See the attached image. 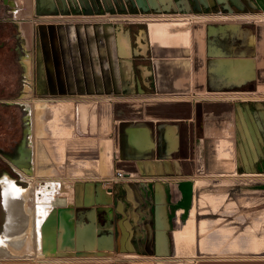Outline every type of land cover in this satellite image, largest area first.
Returning a JSON list of instances; mask_svg holds the SVG:
<instances>
[{
    "label": "crops",
    "instance_id": "0c3cea01",
    "mask_svg": "<svg viewBox=\"0 0 264 264\" xmlns=\"http://www.w3.org/2000/svg\"><path fill=\"white\" fill-rule=\"evenodd\" d=\"M190 1L191 4L186 0L180 9L221 13L198 30L191 29L196 36L194 42L192 34L188 44L159 42L191 52L178 62L181 76L192 74V81L182 80L175 86L171 79L159 76L153 84L155 91L149 92L145 91L151 71L147 66L139 64L136 69L131 60L128 73L132 71V76L126 80L120 68L117 88L120 94L127 95L116 99H132L133 103L138 100L143 106H139L134 116L114 121L111 174L74 184L70 205L75 233L70 255L82 259L84 264L184 262L173 258L175 231L182 228L191 208L197 204L195 176L213 167L204 161V141L210 137L206 133L208 126L220 129L230 120L233 131L238 127L244 140L240 143L241 152L240 137L235 139V164L243 173L264 174V102H239L234 98L245 95L231 96L254 92L260 97L263 92L264 22L259 23L258 17L264 15V0ZM246 10L252 17L245 22L237 23L222 16L223 12ZM138 33L135 52H145L146 48L141 50L142 32ZM178 89L182 90L179 92L182 96L169 95L177 94ZM146 98L149 100L143 102ZM117 169L125 174L117 181L115 194L111 196L105 190L115 183L109 177ZM198 213L202 212H196V216ZM195 248L197 254L200 252L193 258L195 264H264V254L211 255L201 252L196 244Z\"/></svg>",
    "mask_w": 264,
    "mask_h": 264
},
{
    "label": "rangeland",
    "instance_id": "374dc122",
    "mask_svg": "<svg viewBox=\"0 0 264 264\" xmlns=\"http://www.w3.org/2000/svg\"><path fill=\"white\" fill-rule=\"evenodd\" d=\"M16 1L21 7L19 9L24 10L22 0ZM52 1L54 6L47 0H33L34 5L30 10L32 14L27 10H19V15H15L11 11L9 4H6L4 0H0V176L8 174L16 179L18 183L25 184V181L20 179L22 178L21 168L12 163L2 152V150L11 147L20 138L23 121L27 123L29 128L27 140L31 147L32 160L31 166L26 170L22 169V171L34 174L37 166H57L56 164L60 160L58 158L56 160L53 159V161L49 159L44 141H49V144L55 145L59 137L55 136V140V137L50 133L43 134V137L37 135L32 111L28 108L27 111L24 109L26 104H32L35 98L52 102L65 100L67 108L64 109L63 113L70 111L65 117L67 118L69 115L67 121L72 125L73 132L71 133L72 135L65 138L66 140L64 139V142H66L64 143V154L66 155L64 157L66 158H63L62 161L64 165L61 163L63 166L60 169L58 168L57 174L49 176L44 173L35 174L34 179L43 181L44 178H58L61 181V186L66 191H69L71 197L73 188H75L74 184L79 185L80 183L105 178L111 174V170L108 171L106 168L101 170L99 164L97 165L101 143L110 138V144L113 149V138L116 134L115 119L132 117L137 114L140 106L138 100L133 103L132 99H116L124 98L127 95L120 94L121 92L117 88L120 68L122 77L126 80L127 77L132 76V71L128 73V70H131V60L136 69L139 64L147 66L151 71L148 75L149 78L146 79L148 84L146 83L145 85V91L149 92L155 91L153 84L154 82L157 83L159 76L166 80L171 79L175 86H179L177 84L182 80L189 79V81H192V74L189 77H186L185 74H183L185 77L181 76V64L178 62H181L180 59L190 56L191 52H185L181 47L171 48L161 45L152 36L150 23L180 20L184 25L190 26L194 32L202 27L204 23L216 20L215 16H218L221 12L217 11L214 12L216 14L212 15V12L202 14L192 9L166 8L163 6L164 0H156L155 4L150 2L152 0H88V4H85L84 0ZM22 12L30 13L21 14ZM223 13L222 16L230 17V20L237 21V23L248 21L252 17V13L248 10ZM258 18H264V15ZM25 22L32 25L30 38L24 36L20 30L21 28L19 29V24L21 25ZM261 22H264V20L259 21V23ZM120 30L128 32L133 48V53L130 54V57H126L118 50L116 38ZM140 31L144 42V47L141 50L146 48L145 52H135V34ZM194 34H192V42L196 38ZM28 53H31L33 60V73L29 74L31 77H28L25 72L27 66L22 62L23 55ZM50 60L52 64L48 65L47 61ZM185 68L186 66L183 69ZM158 90L162 91L161 88ZM261 90L264 92V88H261ZM176 91L178 92L177 94L169 95H183L179 93L182 90L178 89ZM263 92L260 96L261 99H264ZM250 93L252 95L255 94L254 92ZM250 93H231V96H248ZM258 94L256 95L257 97H259ZM110 97L113 98L110 99ZM148 100L149 98H146L142 101L147 102ZM234 100L249 102V100L241 98H234ZM78 103H85L88 108V119L85 128H82L78 120L75 121L77 113L74 108ZM141 106H143V103H141ZM108 113V124L102 128V117L104 114L108 115ZM93 114L94 120H92ZM229 122L231 121L226 120V123L224 122L220 129L215 126H208L206 129V133L210 137L205 138L204 141V161L207 165L211 164L213 167L205 168L201 174L195 176L194 198L198 196L201 190L215 191L221 188L223 191L226 190L228 200H235L237 206H233L236 213L235 210L233 211L234 207L232 206L231 213H233L231 215L219 214V210L198 213L196 217L200 219L224 216L225 219L221 220L220 224L228 221L227 224H236L238 226L236 230L242 229V226L249 224L250 221V224H252L254 220H256L254 223L257 220L258 222L261 220L259 222L261 223L259 224L260 229L259 227L257 228L260 233L262 229L264 230V174L243 173L241 172L242 170L233 167L235 154L227 155L214 150L213 140L222 134ZM218 127H220L219 124ZM237 136H235V139ZM49 139H52L51 143ZM34 147L36 148L35 155L37 157L38 153L39 158L36 163L33 162ZM224 155L227 156L225 157ZM80 158L81 160H87V162L89 159L92 160L87 165L82 163L83 167L81 168L80 163L77 162ZM69 161H71V164L72 161L76 162L77 166L75 163L71 165ZM65 162L67 164L69 162L70 168L74 165L72 169L68 167L71 172L66 169ZM198 179L206 184L204 183L197 188L196 181ZM224 205H221V207H224ZM242 212L246 213V215L244 214V216ZM257 213L263 215L259 218ZM234 215L236 217L243 215L244 220L240 222V219L237 220L235 218L237 222L233 221ZM4 218L5 212L0 204V230ZM72 220L75 223L74 216ZM72 251L73 249H69L66 252L59 253L56 250L48 256L6 258L2 259V261L4 264H84L82 259L71 258L73 257L70 255ZM183 251H180V254L175 249L173 251V258L184 261L181 264H189L195 261V259L193 260L195 255L200 254V252L197 254L195 247L192 250L191 248H186ZM192 251L193 253H191ZM218 254L222 253L211 255ZM247 254H264V252ZM211 255L210 257H212Z\"/></svg>",
    "mask_w": 264,
    "mask_h": 264
},
{
    "label": "bare ground",
    "instance_id": "6f19581e",
    "mask_svg": "<svg viewBox=\"0 0 264 264\" xmlns=\"http://www.w3.org/2000/svg\"><path fill=\"white\" fill-rule=\"evenodd\" d=\"M4 1L10 4L9 7H11V11L14 12L15 15H19V10H21L19 8L21 7L18 5L16 0ZM47 1H49L51 5L54 6L52 0ZM22 3V5H24V10L21 11H30L32 6L34 5L33 0H22ZM30 12H22L21 14H28ZM150 25L152 36L160 41L163 45L175 44L179 41L187 44L190 42L192 34L191 27L187 26V24L184 25V23L180 20H171L167 22L155 21L154 23L151 22ZM19 29L23 32L24 36H26L27 38L31 37L32 25L30 23L27 24L25 22L21 25L19 24ZM116 39L119 52L126 56L130 55L133 51V48L129 40L128 32L126 30H120ZM24 61L26 63V66L28 65L26 67L27 72L29 74H32L33 60L31 53L25 55ZM47 63L48 65H51L52 61H47ZM66 105L67 103L65 100L52 102L41 100L38 98H35L32 104H26V107L30 111H32V118L34 119L33 122L37 130L36 134L40 137H43V134L50 133L54 137H59L55 145L49 144V141L46 140L44 141L45 143H43L45 144V147L48 151L49 159L53 161V159L56 160L58 158V160L60 161L58 164H56L57 166H37V168H35L34 170V174H32L31 172L26 173L21 169L22 178L20 179H23L25 181V184L18 183L16 179L8 174H3L0 176V195L5 212L4 225L0 230V264H4L2 259L6 258H25L29 256L38 257L40 255L48 256L53 251L57 250L59 253L66 252L74 246L75 224L72 220L73 207L69 204V202L71 203L72 200L69 195V191H66L65 188L61 186V181L58 178H44L43 181L34 179L35 174L39 175L44 173L48 176L57 174L58 168L60 169L64 165L62 162L63 158H66L64 157V143H66L64 142V139L72 135L71 133L73 132L72 125L67 121L69 115L67 118L65 117V115L69 114L68 112L70 111L67 110V113H63L64 109L67 108ZM74 109H76L77 113V116L76 114H74L76 116L75 121L78 120V122H80V124H82L84 128V125L88 119V108L86 104L78 103ZM108 116L109 113L108 115L104 114V116L102 117V128L107 126L109 121ZM94 118L95 117L93 114L92 120H94ZM72 122L75 123L74 121ZM103 130L105 131V129ZM212 132L214 133V131ZM104 139L106 138L104 137ZM49 140L51 143L52 139ZM213 141L214 149L216 151L227 155L235 154V132L233 131V125L231 123H228V125L225 126V130L222 132V134L218 137H215V140ZM101 144L102 145L100 147V155L97 159V165L99 164L101 170L106 168L109 171V168L111 167L110 165L112 151L110 138L104 140ZM35 153L36 148L34 147V163L38 162L39 160L38 153L37 157ZM90 160L92 159H89V161ZM73 161L72 164L75 163L76 165V162ZM69 162L71 164V161ZM69 162L68 164L65 162V166H67L66 169L71 172L70 169H72L74 165L72 166V168H70L71 166L69 165ZM77 162L80 163L81 168L83 167L82 163H86V165L88 163L87 160H81V158L77 160ZM235 163L236 162L234 160L233 164ZM204 183V181L198 179L196 181L197 188H199L198 186H201ZM216 190H201L196 201L199 208L197 209V204L193 206L190 210L189 217L187 218L184 225L181 226L182 228L175 231L177 253L180 254L179 252L183 251V249L186 248H191L192 250L195 247V244L198 246L201 252L211 254L237 252L247 254L264 252V230L262 229L263 231L261 230L260 233L257 231L259 224H261L259 223L261 222V220H259V222L257 220V222L255 223L254 221L256 220H254L252 224H250V221L249 224L242 226V229L240 228V230H236V228L238 227L236 224H227V220V222H223V224H220V222H222L221 220L225 219L224 216L200 218L196 220V212L207 213L220 210L219 213L222 215H231L233 213H231V211L232 206L236 205L235 200L227 199V193L225 192L226 190L223 191L221 190V188L218 191ZM223 204H225L224 207H221V205ZM235 207L233 211L235 210ZM196 209L199 211H196ZM244 214L246 215V213H243V215ZM243 215H239L237 217L234 215L235 217L233 221L237 222V220L239 219L240 222L243 221L245 216ZM261 215H259L258 217L260 218ZM196 234H198V236H196ZM191 253H193V251ZM189 264H195V262L192 261Z\"/></svg>",
    "mask_w": 264,
    "mask_h": 264
},
{
    "label": "flooded vegetation",
    "instance_id": "af4514ba",
    "mask_svg": "<svg viewBox=\"0 0 264 264\" xmlns=\"http://www.w3.org/2000/svg\"><path fill=\"white\" fill-rule=\"evenodd\" d=\"M159 1V0H158ZM190 4H191V1L190 0H187ZM49 2V1H48ZM85 4H88L89 1L88 0H84ZM152 4H155V2H157L156 0H152L150 1ZM186 2V0H164L163 1V6L166 7V8H170V7H177V8H180L184 3ZM6 3V2H5ZM148 3V2H147ZM150 3V4H151ZM192 3H194V1H192ZM7 4V3H6ZM10 6V4H9ZM23 47L25 48V45L23 44ZM25 54L23 55L22 57V62H24V64L26 65L25 61ZM28 66V65H27ZM25 72L28 74V77H30L29 73L27 72V70L25 69ZM32 72H33V62H32ZM27 76V75H26ZM243 100H249V102H264V99H261V97L259 98H249L247 96H243V98H241ZM248 102V101H247ZM25 111H27V107L24 109ZM237 111H239L237 109ZM236 121H237V118H235ZM27 123L25 121L22 122V126H21V134H20V138L9 148L5 149V150H2L3 154H5V156L9 159V157H12V158H16L17 157V149H18V146L21 142V139L23 138L24 134H25V127H26ZM235 126V125H234ZM238 131V132H237ZM239 136L240 137V142H239V149L240 151L242 152L241 150V147H240V143L243 142V138L241 136V131L238 129V127H236L235 129V136ZM242 138V139H241ZM242 140V141H241ZM246 154V151L244 152ZM10 160V159H9ZM12 162V161H11ZM237 162V161H235ZM13 163V162H12ZM234 168L235 169H239L240 166H237L236 164H234ZM243 172V171H241ZM248 172V171H247ZM116 185H117V181L109 186L105 192L106 194H111V196H113L115 194V188H116ZM74 203V202H73ZM72 203V205H73Z\"/></svg>",
    "mask_w": 264,
    "mask_h": 264
},
{
    "label": "water",
    "instance_id": "95a60500",
    "mask_svg": "<svg viewBox=\"0 0 264 264\" xmlns=\"http://www.w3.org/2000/svg\"><path fill=\"white\" fill-rule=\"evenodd\" d=\"M28 132H29V128H28V125H26L25 134L23 138L21 139V142L17 149V157L16 158L9 157V159L15 165H17L19 168L23 170H26L31 166V160H32L31 159V155H32L31 147L29 146V143L27 140ZM0 204H1L2 209L4 210L3 205H2V200H0ZM3 225H4V222L2 223V227Z\"/></svg>",
    "mask_w": 264,
    "mask_h": 264
},
{
    "label": "built area",
    "instance_id": "2783aa9c",
    "mask_svg": "<svg viewBox=\"0 0 264 264\" xmlns=\"http://www.w3.org/2000/svg\"><path fill=\"white\" fill-rule=\"evenodd\" d=\"M258 20H264V18H259ZM247 97H249V98H258L255 94L254 95H252V94L248 95ZM124 174H125V172L123 170L117 169L115 171V173L109 177V181L111 183L112 182L114 183V182L118 181Z\"/></svg>",
    "mask_w": 264,
    "mask_h": 264
}]
</instances>
